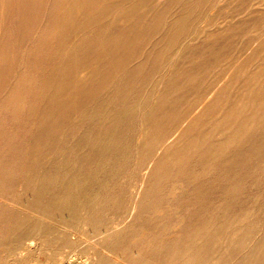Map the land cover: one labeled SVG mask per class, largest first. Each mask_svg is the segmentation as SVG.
I'll return each mask as SVG.
<instances>
[{
    "label": "rangeland",
    "instance_id": "374dc122",
    "mask_svg": "<svg viewBox=\"0 0 264 264\" xmlns=\"http://www.w3.org/2000/svg\"><path fill=\"white\" fill-rule=\"evenodd\" d=\"M76 1L0 0L2 259L92 264L105 235L135 215L151 174L158 185L147 224L157 242L176 241L187 223L178 218L189 215L195 227L208 222L201 231L211 236L210 252L194 264H264V0ZM76 177L80 191L100 200L82 193L80 207L43 214ZM82 200L96 205L87 203L84 215L102 209L97 225L78 214ZM250 236L252 254L231 247Z\"/></svg>",
    "mask_w": 264,
    "mask_h": 264
},
{
    "label": "bare ground",
    "instance_id": "6f19581e",
    "mask_svg": "<svg viewBox=\"0 0 264 264\" xmlns=\"http://www.w3.org/2000/svg\"><path fill=\"white\" fill-rule=\"evenodd\" d=\"M55 1V0H54ZM74 1V0H73ZM140 1V0H139ZM158 1V0H157ZM77 3H78V7H80V4H82L83 2H82V0H77L76 1ZM89 2V1H88ZM87 2V3H88ZM94 2V1H93ZM109 2V1H108ZM130 2V1H129ZM135 2V1H134ZM137 2V1H136ZM135 2V3H136ZM146 2V1H145ZM144 2V3H145ZM253 2V1H252ZM56 3V2H55ZM139 3V2H138ZM155 3H156V1H155ZM157 3H160V2H157ZM59 4V3H58ZM65 4H66V2H65ZM64 4V5H65ZM94 4V3H93ZM92 4V5H93ZM142 4V3H141ZM90 5V4H89ZM88 5V6H89ZM139 5V4H138ZM149 5V4H148ZM160 5V4H159ZM114 6V5H113ZM141 6V5H140ZM139 6V7H140ZM47 7V6H46ZM83 7V6H82ZM149 7V6H148ZM157 7V6H156ZM76 8V7H75ZM85 8V7H84ZM87 8V7H86ZM134 8V7H133ZM140 8H142V6L140 7ZM57 9V8H56ZM95 9H96V7H95ZM83 10V9H82ZM90 10V9H89ZM89 10L87 11V12H89ZM1 11V10H0ZM84 11V10H83ZM93 11H94V8H93ZM46 12V11H45ZM77 12H79V11H77ZM82 12V11H81ZM86 12V13H87ZM97 13V12H96ZM10 14V13H9ZM34 15H35V13H34ZM78 15V14H77ZM108 15V14H107ZM43 16H45V15H43ZM88 16V15H87ZM92 16V15H91ZM100 16H102V15H100ZM89 17V16H88ZM174 17V16H173ZM61 18V17H60ZM101 18V17H100ZM161 18V17H160ZM44 19V18H43ZM88 19V18H87ZM28 20V19H27ZM30 20V19H29ZM164 20H166V18H164ZM252 20V19H251ZM2 21V20H1ZM9 21V20H8ZM34 21V20H33ZM85 21V20H84ZM29 22V21H28ZM92 22V21H91ZM68 23V22H67ZM106 23V22H105ZM107 23H108V21H107ZM120 23V22H119ZM66 24V23H65ZM64 24V25H65ZM70 24V23H69ZM73 24V23H72ZM79 24V23H78ZM110 24V23H109ZM140 25V24H139ZM179 25V24H178ZM79 26V25H78ZM68 28V27H67ZM92 28V27H91ZM38 29V28H37ZM107 29V28H106ZM76 30V29H75ZM87 30V29H86ZM195 31H196V29H195ZM200 31V30H199ZM38 32V31H37ZM79 32H80V30H79ZM202 32V30L200 31V33ZM239 32V31H238ZM78 33V32H77ZM197 33V32H196ZM13 34V33H12ZM91 34V33H90ZM93 34V33H92ZM106 34H108V33H106ZM121 34V33H120ZM199 34V33H198ZM233 34V33H232ZM33 35V34H32ZM93 35H95V34H93ZM118 35V34H117ZM183 35V34H182ZM34 36V35H33ZM107 36V35H106ZM122 36V35H121ZM11 37V36H10ZM9 37V38H10ZM74 37V36H73ZM72 37V39H74ZM76 37V36H75ZM79 37H82V36H79ZM86 37V36H85ZM167 37V36H166ZM17 38V37H16ZM34 38V37H33ZM33 38H32V40H33ZM109 38V37H108ZM121 38V37H120ZM71 39V40H72ZM118 39V38H117ZM17 40V39H16ZM37 40V39H36ZM70 40V41H71ZM83 40H84V38H83ZM136 40V39H135ZM69 41V40H68ZM69 41V42H70ZM77 41H79V38H78V40ZM99 41V40H98ZM65 42V41H64ZM73 42V41H72ZM31 43V42H30ZM29 42H28V44H30ZM45 44V43H44ZM94 43H92V45H93ZM34 45V44H33ZM43 45V44H42ZM65 45V44H64ZM99 45V44H98ZM111 45V44H110ZM96 46V45H95ZM33 47V46H32ZM109 47V46H108ZM112 47V46H111ZM53 48V47H52ZM107 48V47H106ZM72 49V48H71ZM74 49V48H73ZM96 49V48H95ZM144 49V48H143ZM28 50H30L29 48H28ZM97 50V49H96ZM95 50V51H96ZM230 50V49H229ZM35 51V50H34ZM36 51H39V50H36ZM47 51V50H46ZM101 51H102V49H101ZM100 51V52H101ZM133 51V50H132ZM249 51V50H248ZM247 51V52H248ZM52 52V51H51ZM103 52V51H102ZM142 52V51H141ZM57 53V52H56ZM70 53V52H69ZM113 53V52H112ZM176 53V49H175V52H174V54ZM254 53V52H253ZM252 53V54H253ZM95 54V53H94ZM93 54V55H94ZM99 54V53H98ZM96 55V54H95ZM106 55V54H105ZM136 55V54H135ZM224 55V54H223ZM54 56V55H53ZM87 56H89V55H87ZM101 56H103V55H101ZM111 55H108V57L107 58H109ZM113 56V55H112ZM111 56V57H112ZM36 57H38L37 55H36ZM95 57V56H94ZM110 57V58H111ZM45 58V57H44ZM43 58V59H44ZM59 58V57H58ZM71 58V57H70ZM91 58V57H90ZM104 58V57H103ZM43 59H42V61H43ZM74 59V58H73ZM96 59V58H95ZM106 59V58H105ZM178 59V58H177ZM256 59V58H255ZM54 60V59H53ZM80 60V59H79ZM111 60V59H110ZM29 61V60H28ZM31 61V60H30ZM35 61H36V59H35ZM47 61V60H46ZM55 61H56V59H55ZM76 61V60H75ZM89 61H91V60H89ZM122 61V60H121ZM231 61V60H230ZM26 62V61H25ZM40 62V61H39ZM45 62V61H44ZM48 62V61H47ZM51 62V61H50ZM77 62V61H76ZM94 61H92V63H93ZM122 62H124V61H122ZM172 62V61H171ZM174 62V61H173ZM183 62V61H182ZM239 62V61H238ZM4 63V62H3ZM46 63V62H45ZM54 63V62H53ZM52 63V64H53ZM59 63H60V61H59ZM69 63H71L70 61H69ZM108 63H109V61H108ZM132 63V62H131ZM40 64H41V62H40ZM66 64V63H65ZM103 64V63H102ZM112 64V63H111ZM251 64V63H250ZM22 65H23V63H22ZM36 65V64H35ZM44 65V64H43ZM50 65V64H49ZM71 66H73V64H70ZM75 65V64H74ZM96 65V64H95ZM94 65V66H95ZM101 65V64H100ZM125 65V64H124ZM130 65V64H129ZM234 65V64H233ZM232 65V66H233ZM16 66V65H15ZM30 66V65H29ZM42 66V65H41ZM46 66H47V64H46ZM53 66V65H52ZM76 66H78V65H76ZM90 66H92V65H90ZM104 65H102V67H103ZM106 66V65H105ZM250 66V65H249ZM40 67V66H39ZM51 67V66H50ZM55 67V66H54ZM54 67H52V68H54ZM112 67V66H111ZM115 67V66H114ZM113 67V68H114ZM122 67V66H121ZM3 68V67H2ZM44 68V67H43ZM48 68V67H47ZM65 68V67H64ZM91 68V67H90ZM112 68V69H113ZM22 69V68H21ZM61 69V68H60ZM79 69V68H78ZM121 69H123V67L121 68ZM257 69V68H256ZM18 70V69H17ZM16 70V71H17ZM23 70V69H22ZM40 70V69H39ZM63 70V69H62ZM118 70V69H117ZM15 71V72H16ZM35 71V70H34ZM64 71V70H63ZM65 71H66V69H65ZM80 71H81V69H80ZM89 71H90V69H89ZM93 71V70H92ZM253 71V70H252ZM39 72V71H38ZM54 72V71H53ZM59 72V71H58ZM88 72V71H87ZM96 72V71H95ZM123 72V71H122ZM254 72V71H253ZM253 72H252V74H253ZM27 73V72H26ZM65 73V72H64ZM84 73H85V70H84ZM99 73V72H98ZM108 73V72H107ZM111 73V72H110ZM118 73V72H117ZM124 73V72H123ZM170 73V72H169ZM35 74V73H34ZM168 74V73H167ZM227 74V73H226ZM255 74V73H254ZM64 75V74H63ZM67 75V74H66ZM78 75H80V74H78ZM87 75V74H86ZM85 75V76H86ZM90 75H91V73H90ZM113 75V74H112ZM118 75H120V74H118ZM117 75V76H118ZM171 74H169L168 76H170ZM27 76V75H26ZM31 76V75H30ZM93 76V75H92ZM7 77H9V76H7ZM15 77V76H14ZM13 77V78H14ZM25 77V76H24ZM68 77H70V76H68ZM97 77V76H96ZM261 77H262V75H261ZM59 78V77H58ZM86 78V77H85ZM232 78V77H231ZM245 78V77H244ZM1 79V78H0ZM28 79H30V78H28ZM60 79V78H59ZM94 79H96V78H94ZM184 79H185V76H184ZM188 79V78H187ZM246 79V78H245ZM17 80V79H16ZM27 80V79H26ZM61 80H62V78H61ZM64 80V79H63ZM88 80V79H87ZM93 81V80H92ZM110 81V80H109ZM221 81V80H220ZM4 82H5V80H4ZM23 82V81H22ZM21 82V83H22ZM63 82V81H62ZM78 82V81H77ZM6 83V82H5ZM69 83V82H68ZM80 83V82H79ZM132 83H134V82H132ZM7 84V83H6ZM78 84V83H77ZM4 85V84H3ZM17 85V84H16ZM63 85V84H62ZM82 85V84H81ZM176 85V84H175ZM12 86V85H11ZM60 86H61V84H60ZM90 86V85H89ZM217 86V85H216ZM242 86V85H241ZM243 86H245V84L243 85ZM253 86H255V85H253ZM82 87V86H81ZM136 87V86H135ZM218 87V86H217ZM224 87V86H223ZM260 87V86H259ZM73 88V87H72ZM71 88V89H72ZM76 88H77V86H76ZM84 88V87H83ZM117 88H119V87H117ZM256 88V87H255ZM82 89V88H81ZM108 89V88H107ZM218 89V88H217ZM237 89V88H236ZM10 90V89H9ZM8 90V91H9ZM20 90V89H19ZM18 90V91H19ZM68 90V89H67ZM134 90V89H133ZM211 90V89H210ZM216 90V89H215ZM224 90V89H223ZM11 91V90H10ZM17 91V92H18ZM219 91V90H218ZM246 91V90H245ZM258 91H260V90H258ZM111 92H114V91H111ZM15 93V92H14ZM21 93V92H20ZM64 93H66V92H64ZM89 93V92H88ZM212 93H213V91H212ZM0 94H2V93H0ZM19 94V93H18ZM67 94V93H66ZM80 94V93H79ZM127 94V93H126ZM207 94V93H206ZM76 95H77V93H76ZM85 95V94H84ZM89 95V94H88ZM212 95V94H211ZM210 94H209V96H211ZM11 96V95H10ZM10 96H9V98H10ZM41 96V95H40ZM44 96V95H43ZM207 96V95H206ZM12 97H14V96H12ZM42 97V96H41ZM93 97V96H92ZM95 97H96V95H95ZM239 97V96H238ZM99 98V97H98ZM120 98V97H119ZM131 98V97H130ZM208 98V97H207ZM243 98V97H242ZM12 99V98H11ZM76 99V98H75ZM14 100V99H13ZM61 100V99H60ZM128 100V99H127ZM154 100V99H153ZM244 100V99H243ZM247 100V99H246ZM75 101H77V99L75 100ZM78 101H80L79 99H78ZM12 102V101H11ZM60 102V101H59ZM62 102V101H61ZM64 102V101H63ZM92 102H94V101H92ZM206 102V101H205ZM205 102H203V103H205ZM79 103V102H78ZM202 103V104H203ZM14 104V103H13ZM65 104V103H64ZM103 104V103H102ZM210 104V103H209ZM208 104V105H209ZM246 104H249V105H252V103H242L241 105H242V107H244V108H246L247 107V105ZM19 105H21V103L19 104ZM18 105V106H19ZM32 105V104H31ZM50 105V104H49ZM78 105V104H77ZM87 105V104H86ZM94 105V104H93ZM99 105V104H98ZM161 105V104H160ZM54 106V105H53ZM114 106V105H113ZM149 106V105H148ZM182 106V105H181ZM23 107V106H22ZM120 107V106H119ZM200 107H201V105H200ZM14 108H16V107H14ZM33 108H35V107H33ZM81 108H82V106H81ZM95 108V107H94ZM118 108V107H117ZM241 108V107H240ZM23 109H25V108H23ZM84 109V108H83ZM82 109V110H83ZM96 109V108H95ZM97 110V109H96ZM120 110V109H119ZM151 110V109H150ZM172 110V109H171ZM196 110H197V108H196ZM14 111V110H13ZM104 111V110H103ZM73 112V111H72ZM75 112H77V111H75ZM79 112V111H78ZM83 112V111H82ZM87 112V111H86ZM89 112H91V111H89ZM88 112V113H89ZM116 112V111H115ZM189 112V111H188ZM197 112V111H196ZM18 113V112H17ZM20 113V112H19ZM18 113V114H19ZM84 113V112H83ZM97 113V112H96ZM195 113V112H194ZM218 113H220V112H218ZM243 113V112H242ZM58 114V113H57ZM110 114V113H109ZM143 114V113H142ZM141 114V115H142ZM262 114V113H261ZM61 115V114H60ZM92 115V114H91ZM95 115V114H94ZM113 115H114V113H113ZM193 115V114H192ZM67 116V115H66ZM86 116V115H85ZM99 116V115H98ZM135 116V115H134ZM235 116V115H234ZM247 116V115H246ZM260 116V115H259ZM35 117V116H34ZM74 117V116H73ZM94 117V116H93ZM114 117V116H113ZM143 117V116H142ZM176 117V116H175ZM185 117V116H184ZM84 118V117H83ZM117 118V117H116ZM249 118V117H248ZM93 119V118H92ZM97 119V118H96ZM103 119V118H102ZM70 120V119H69ZM72 120V119H71ZM104 120H105V117H104ZM189 120V119H188ZM219 120V119H218ZM217 120V121H218ZM62 121V120H61ZM113 121V120H112ZM118 121V120H117ZM114 122V121H113ZM202 122V121H201ZM209 122V121H208ZM62 123V122H61ZM65 123V122H64ZM234 123V122H233ZM70 124V123H69ZM141 124V123H140ZM68 125V124H67ZM89 125V124H88ZM145 125V124H144ZM152 125V124H151ZM156 125V124H155ZM63 126V125H62ZM81 126V125H80ZM107 126V125H106ZM116 126V125H115ZM214 126V125H213ZM35 127V126H34ZM37 127V126H36ZM88 127V126H87ZM112 127V126H111ZM120 127V126H119ZM182 127V126H181ZM57 128V127H56ZM195 128V127H194ZM89 129V128H88ZM96 129V128H95ZM102 129V128H101ZM105 129V128H104ZM230 129V128H229ZM98 130V129H97ZM145 130V129H144ZM143 130V131H144ZM216 130V129H215ZM253 130V129H252ZM66 131V130H65ZM92 131V130H91ZM94 131V130H93ZM175 131V130H174ZM199 131V130H198ZM14 132V131H13ZM46 132V131H45ZM62 132V131H61ZM74 132V131H73ZM78 132V131H77ZM111 132V131H110ZM140 132H141V130H140ZM145 132V131H144ZM39 133V132H38ZM75 133V132H74ZM81 133H83V132H81ZM81 133H79L80 135H81ZM96 133V132H95ZM103 133V132H102ZM108 133V132H107ZM48 134H50V133H48ZM58 134H59V132H58ZM77 134V133H76ZM94 134V133H93ZM101 134V133H100ZM106 134V133H105ZM115 134V133H114ZM119 134V133H118ZM40 135V134H39ZM142 135H143V133H142ZM160 135H162V134H160ZM232 135H233V133H232ZM88 136V135H87ZM104 136V135H103ZM107 136V135H106ZM113 136V135H112ZM115 136V135H114ZM36 137V136H35ZM42 137V136H41ZM92 137V136H91ZM138 137V136H137ZM159 137V136H158ZM94 138V137H93ZM117 138V137H116ZM139 138V137H138ZM49 139V138H48ZM143 139V138H142ZM157 139V138H156ZM169 139H170V137H169ZM37 140H39V139H37ZM104 140L105 139H103V142H104ZM137 141V140H136ZM168 141V140H167ZM28 142H29V140H28ZM27 142V143H28ZM45 142V141H44ZM64 142V141H63ZM89 142V141H88ZM138 142V141H137ZM154 142V141H153ZM170 141H168L167 143H169ZM146 143V142H145ZM164 143V142H163ZM167 143L165 144L166 146H167ZM138 144V143H137ZM142 144V143H141ZM156 144V143H155ZM116 145V144H115ZM143 145V144H142ZM157 145H158V143H157ZM163 145V144H162ZM238 145V144H237ZM31 146V145H30ZM96 146V145H95ZM136 146V145H135ZM161 146V145H160ZM24 147V146H23ZM239 147V146H238ZM143 148V147H142ZM15 149V148H14ZM139 149V148H138ZM16 150V149H15ZM28 150V149H27ZM162 150V149H161ZM189 150V149H188ZM18 151V150H17ZM25 151V150H24ZM227 152V151H226ZM89 153V152H88ZM173 153V152H172ZM180 154V153H179ZM168 155V154H167ZM1 156V155H0ZM16 156V155H15ZM156 156V155H155ZM177 156V155H176ZM210 156H211V154H210ZM181 157V156H180ZM92 158V157H91ZM153 158V157H152ZM151 158V159H152ZM26 159V158H25ZM90 159V158H89ZM97 159V158H96ZM155 158H153V160H154ZM20 160V159H19ZM94 160V159H93ZM155 161V160H154ZM160 161V160H159ZM24 162V161H23ZM153 163V162H152ZM162 164V163H161ZM24 165V164H23ZM29 165V164H28ZM163 165V164H162ZM153 166V165H152ZM25 167V166H24ZM159 170V169H158ZM164 170H166V169H164ZM152 171V170H151ZM189 171V170H188ZM187 171V172H188ZM210 171V170H209ZM224 172V171H223ZM74 173V172H73ZM225 173V172H224ZM102 174V173H101ZM187 174V173H186ZM56 175V174H55ZM64 175V174H63ZM196 175V174H195ZM236 175V174H235ZM234 176V175H233ZM56 177V176H55ZM174 177V176H173ZM232 177V176H231ZM236 177H237V175H236ZM151 174H150V176H147L146 175V178L145 179H143L142 181H141V186H140V189L138 190V192H137V195H136V197H135V199H134V201H133V203H132V208H131V214L132 213H134L135 212V215L133 216V217H131V219H130V222L129 223H126L125 225H123L122 227H121V229H118V230H114V231H112V232H109V233H107L106 235H105V237H104V239H103V243H102V245L100 246V248L99 249H97V251L94 253V255H93V257H92V264H194L196 261H198L199 259V257L201 258V257H203L202 255H201V251L202 250H204V249H207V252L205 253V254H207L208 252H210V245H211V236L209 235V234H207V233H205L204 231H201V229H204L205 228V226L207 225L208 226V222L206 223V224H203V225H201V226H196L195 227V225H193L192 223H191V220L193 219L191 216H189V215H180L179 216V221L182 223V222H184V223H186V224H184V230L183 231H181L180 233H179V235L177 236V238L178 239H180V238H182L183 240H185V242H184V244H178V242H179V240L177 239L176 241H174V242H171V243H164L163 241L162 242H157L156 240H155V234H153L152 233V230H151V227L147 224V219H148V217H149V215H147V212H148V210H150V205H151V198H150V191H151V189L152 188H156L157 187V185L158 184H154L155 182L152 180L151 181ZM51 180V179H50ZM76 180H77V177L76 178H73V180L71 179V178H69L68 179V182L65 184L64 182V186H63V188H61V190L59 191V192H56V193H53V198H52V200H50L51 202H48V203H45L44 205H43V211H44V209H45V212L43 213V214H46V213H48L47 211H51V212H53V211H62L63 212V214H64V211L63 210H67V213L70 211V209H73L74 207H76V206H78V200L79 199H81V196H82V198H86V197H84V195L85 194H89L90 195V197H94L92 194H90L91 193V191L88 193V191H87V193L85 192V194H84V192H82V191H80V185H77V182H76ZM53 182L55 181V180H52ZM182 182V181H181ZM176 183H178V182H176ZM53 184H55V183H53ZM182 184H183V182H182ZM1 185V184H0ZM40 187V186H39ZM169 187V186H168ZM183 187V186H182ZM177 188V187H176ZM184 188V187H183ZM175 189L173 188V191H174ZM176 191V190H175ZM84 195H83V194ZM93 193H96V192H93ZM172 193V192H171ZM10 194V193H9ZM180 194H182L181 192H180ZM92 195V196H91ZM97 193H96V197H97ZM177 195V194H176ZM51 196V195H50ZM99 196V195H98ZM96 197H94V198H96ZM114 197V196H113ZM172 197H173V195H172ZM51 198V197H50ZM87 198H88V196H87ZM87 198H86V201H87ZM98 198V197H97ZM97 198H96V200H97ZM39 199V198H38ZM99 199V198H98ZM41 200V199H40ZM100 200V199H99ZM3 201H5V200H3ZM49 201V200H48ZM79 201H81V200H79ZM92 201H94V200H92ZM92 201H90L89 200V202H87V203H89V204H91L92 203ZM39 202H41V201H39ZM39 202H37V203H39ZM83 202V203H82ZM82 202H80V203H82V205H83V208H84V200H82ZM91 202V203H90ZM101 202L103 203L104 201H102L101 200ZM10 203V202H9ZM13 203V202H12ZM15 203V202H14ZM79 203V204H80ZM87 203L85 204L86 205V207L87 206H89V205H87ZM94 204H95V202H93ZM92 203V204H93ZM100 202L98 201V204H99ZM105 203V202H104ZM43 204V203H42ZM93 204V205H94ZM97 204V203H96ZM98 204H97V207H98ZM238 204V203H237ZM14 205V204H13ZM41 205V204H40ZM81 206V204L78 206V207H80ZM96 205H94V207H95ZM19 207V206H18ZM29 207V206H28ZM85 207V208H86ZM169 207H171V206H169ZM33 208H38V207H33ZM40 208V207H39ZM39 208H38V211H39ZM85 208L83 209V212H84V210H85ZM90 208V207H89ZM91 208H93L92 207V205H91ZM30 209V208H29ZM28 209V210H29ZM97 209V208H96ZM96 209L94 208L93 210L96 212ZM172 209V208H171ZM175 209V208H174ZM177 209H179V208H177ZM26 210V209H25ZM47 210V211H46ZM69 210V211H68ZM77 210L78 211H82V210H79V208H77ZM76 209L75 210H71V212H76L77 211ZM102 210V209H101ZM101 210H100V212H101ZM161 210V209H160ZM32 211H35L34 209L32 210ZM31 211V212H32ZM37 211V210H36ZM88 210L86 209V212H87ZM152 211V210H151ZM226 211V210H225ZM40 212H42L41 211V208H40ZM58 212V213H59ZM74 212H73V214H74ZM88 212H90V211H88ZM100 212H99V210H98V212H96V213H94L93 215L92 214H88V215H91V216H89L90 218H89V220H88V218H87V221H89V224H92V225H97L98 223H99V214H100ZM162 212V211H161ZM177 212V211H176ZM33 213H35V212H33ZM38 213V212H37ZM66 213V214H67ZM151 213V212H150ZM155 213V212H154ZM158 213V212H157ZM39 214V213H38ZM48 214H50V213H48ZM71 214V213H70ZM76 214V213H75ZM74 214V215H75ZM79 215L80 214H83L82 215V217L83 216H88V215H84L85 214V212L84 213H78ZM87 214V213H86ZM161 214V213H160ZM208 214V213H207ZM35 215V214H34ZM37 215V214H36ZM42 214H40V216H41ZM62 215V214H61ZM74 215H70L71 217L69 218V220L71 219V222H72V217L74 216ZM159 215V214H158ZM246 215V214H245ZM39 216V217H40ZM45 216H49V215H45ZM63 216H65V215H62V218H63ZM67 217H69V215H66ZM81 216V215H80ZM151 216V215H150ZM154 216V215H153ZM76 217V216H75ZM45 218V217H44ZM66 218V217H65ZM64 218V219H65ZM79 218V217H78ZM77 218V221L79 220ZM61 219V218H60ZM68 218H66V220H67ZM84 218H82V220H83ZM41 220H42V218H41ZM40 220V221H41ZM76 220V219H75ZM80 220H81V218H80ZM78 221V222H83V223H87V221H86V219H84L86 222H84V221ZM158 220V219H157ZM76 221V222H77ZM42 222V221H41ZM62 222V221H61ZM179 222V223H180ZM210 222V221H209ZM66 223H67V221H66ZM73 223H75V221H73ZM174 223H176V222H174ZM38 224H41L42 225V223H38ZM76 225H77V223H75ZM74 224V225H75ZM120 224V223H119ZM43 225H44V223H43ZM39 226V225H38ZM68 226H69V224H68ZM177 226H178V224H177ZM35 228H36V226H34ZM40 227H42V226H40ZM73 227V226H72ZM84 227V226H83ZM89 227V226H88ZM117 227V226H116ZM102 228V227H101ZM115 228V227H114ZM175 229H176V227H174ZM33 229V228H32ZM31 229V230H32ZM36 229H38V227L36 228ZM41 230H43L42 228H40ZM66 229V228H65ZM79 229V228H78ZM82 229V228H81ZM112 229V228H111ZM238 229H239V227H238ZM237 229V230H238ZM241 229V228H240ZM39 230V229H38ZM37 230V231H38ZM205 230V229H204ZM36 231V232H37ZM34 232H35V230H34ZM33 232V233H34ZM42 232L43 233H45L44 231H41V234H42ZM48 232V231H47ZM106 232V231H105ZM108 232V231H107ZM38 233H39V231H38ZM176 233V232H175ZM175 233H173V234H175ZM46 234V233H45ZM76 234V233H75ZM207 234V235H206ZM2 235H8V234H6V233H3L2 232V229H0V251H2ZM39 235H40V233H39ZM41 236H43V237H45L44 235H41ZM200 237V238H202L203 236H209V238H206L205 237V239H200V242H198V243H196V241L194 242V243H191V240L192 239H194L195 237ZM220 236V235H219ZM227 236V235H226ZM47 237V236H46ZM45 237V238H46ZM40 238V237H39ZM48 238V237H47ZM221 238V237H220ZM254 238H256V236L255 237H251L250 236V238H249V242H247V243H245V244H243V246L241 247V244H242V242H241V244H240V241L239 242H236L235 244H232L231 245V247H233L235 250H237V249H239V248H243L242 249V251H244V252H249V253H251L252 251H253V245H254ZM257 238H259V236H257ZM41 239V238H40ZM43 240V239H42ZM181 240V239H180ZM88 241V240H87ZM61 247V246H60ZM218 247V246H217ZM220 247V246H219ZM98 248V247H97ZM225 248V247H224ZM229 248V247H228ZM245 248V249H244ZM96 249V248H95ZM57 250V249H56ZM227 251V250H226ZM231 251V250H230ZM238 251H240V250H238ZM164 252H166V253H164ZM128 253H129V256H128ZM214 253V252H213ZM240 253V252H239ZM203 254V253H202ZM233 254V253H232ZM236 254V253H235ZM252 254V253H251ZM212 255V254H211ZM221 255V254H220ZM223 255H224V253H223ZM254 255V254H253ZM163 256H166L167 258H162ZM236 256H237V254H236ZM242 256V255H241ZM169 257V258H168ZM205 257V256H204ZM222 257V256H221ZM220 257V258H221ZM244 257V256H243ZM161 258L162 259H166V261H168V262H165V261H161ZM232 258V257H231ZM233 258H235V256L233 257ZM253 258V257H252ZM168 259V260H167ZM205 259V258H204ZM228 259V258H227ZM236 259H238V257L236 258ZM241 259V258H240ZM250 259V258H249ZM61 260V259H60ZM171 260V261H170ZM217 260V259H216ZM225 260V259H224ZM203 262H204V260H203ZM207 262V261H206ZM205 262V263H206ZM226 262H227V260H226ZM236 262V261H235ZM197 263V262H196ZM200 263H202V262H200ZM229 263V262H228ZM245 263V262H244ZM0 264H8L7 263V261H5V260H3L2 259V257L0 256ZM18 264V263H17ZM223 264H227V263H224L223 262ZM232 264V263H231ZM246 264V263H245Z\"/></svg>",
    "mask_w": 264,
    "mask_h": 264
}]
</instances>
